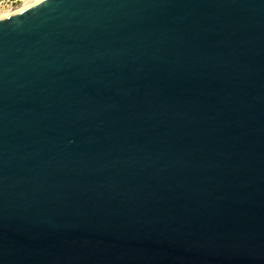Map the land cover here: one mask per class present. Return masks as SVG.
Wrapping results in <instances>:
<instances>
[{
    "label": "water",
    "instance_id": "water-1",
    "mask_svg": "<svg viewBox=\"0 0 264 264\" xmlns=\"http://www.w3.org/2000/svg\"><path fill=\"white\" fill-rule=\"evenodd\" d=\"M0 264H264V0L1 15Z\"/></svg>",
    "mask_w": 264,
    "mask_h": 264
},
{
    "label": "rangeland",
    "instance_id": "rangeland-1",
    "mask_svg": "<svg viewBox=\"0 0 264 264\" xmlns=\"http://www.w3.org/2000/svg\"><path fill=\"white\" fill-rule=\"evenodd\" d=\"M28 0H0V13L15 10Z\"/></svg>",
    "mask_w": 264,
    "mask_h": 264
},
{
    "label": "bare ground",
    "instance_id": "bare-ground-1",
    "mask_svg": "<svg viewBox=\"0 0 264 264\" xmlns=\"http://www.w3.org/2000/svg\"><path fill=\"white\" fill-rule=\"evenodd\" d=\"M35 1H37V0H28V1L25 2L22 6L18 7V8L15 9V10H11V11L9 10V11H6V12H3V13H0V16H1V15H5V14H9V13H11V12H13V11H17V10H19V9L25 7V6H28L29 4H31V3L35 2Z\"/></svg>",
    "mask_w": 264,
    "mask_h": 264
}]
</instances>
